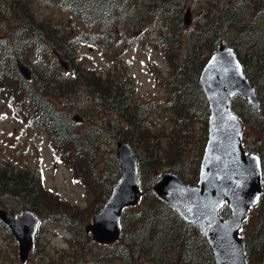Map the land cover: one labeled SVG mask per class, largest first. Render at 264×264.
Listing matches in <instances>:
<instances>
[{
  "label": "rangeland",
  "instance_id": "rangeland-1",
  "mask_svg": "<svg viewBox=\"0 0 264 264\" xmlns=\"http://www.w3.org/2000/svg\"><path fill=\"white\" fill-rule=\"evenodd\" d=\"M176 6L182 9L180 25L173 20L179 11ZM189 9L190 22L186 23ZM25 12L58 28L69 40L64 54L67 64L57 60L60 54L53 57L40 51L34 36L14 53L30 68V80L32 76L34 81L36 76L50 78L53 102L73 119L87 150L84 158L69 154V150L60 152L25 97L12 100L11 92L20 86L13 84L8 92L9 87L0 82V168L13 174L27 171L46 192L40 199L45 205L43 212L36 211L41 222L26 261L21 260L18 239L0 218V264H210L197 232L170 242L168 223L175 219L173 210H163L156 201L160 197L155 192L154 196L152 187L146 188L143 180L140 202L124 210L119 239L102 243L86 230L121 175L117 133L121 126H127L116 109L98 98L109 81L112 91L125 92L131 117L138 122L137 129L128 132L140 138L138 151L145 161L140 162L142 179L155 182L162 172L172 170L195 184L208 126L200 117L178 122L177 116H182L170 104L167 80L175 69L185 70V62L201 68L211 54L212 43L220 41L236 48L249 77H262L264 0H121L92 24L64 0H0L2 42L23 41L17 27ZM77 76L79 81L73 83ZM60 78L64 79L62 84L54 81ZM199 86L203 91L200 82ZM61 91L65 92L60 95ZM234 105L248 121L243 130L248 149L260 153L258 113L243 96H235ZM76 114L83 120L76 121ZM152 152L156 156L151 160ZM262 197L250 208L242 229L251 242L260 241L251 264H264V193ZM0 207L17 212L30 208L24 196L2 190ZM149 207L163 212L160 218L154 217L153 225L145 211ZM225 212L230 214L228 207Z\"/></svg>",
  "mask_w": 264,
  "mask_h": 264
},
{
  "label": "water",
  "instance_id": "water-1",
  "mask_svg": "<svg viewBox=\"0 0 264 264\" xmlns=\"http://www.w3.org/2000/svg\"><path fill=\"white\" fill-rule=\"evenodd\" d=\"M190 9L185 22H190ZM65 64H67L64 61ZM20 72L30 78V68L18 59ZM199 82L209 103L208 140L195 184L186 182L177 172L167 170L156 179L153 189L185 220L196 224L205 234L215 264H250L247 244L241 229L251 206L263 192V164L260 153L248 150L243 140L244 120L232 108V99L241 95L261 109L262 101L244 64L229 43L221 41L200 71ZM74 119L82 121L76 114ZM117 156L121 175L103 207L86 226L95 240L115 242L123 229V211L140 202L142 196L139 158L130 141L119 139ZM227 204L230 214L224 216ZM0 218L19 241V254L26 261L34 247L40 217L33 209L19 213L0 207Z\"/></svg>",
  "mask_w": 264,
  "mask_h": 264
},
{
  "label": "trees",
  "instance_id": "trees-1",
  "mask_svg": "<svg viewBox=\"0 0 264 264\" xmlns=\"http://www.w3.org/2000/svg\"><path fill=\"white\" fill-rule=\"evenodd\" d=\"M121 0H64V3L76 10L80 13L84 19L92 24L93 22L99 20L100 18H104L107 14H109L120 2ZM179 11L174 21H179V25L183 23L181 20V7L176 6ZM21 23L17 27L19 32L21 33V37H23V41H7L2 42L0 40V82L2 84H6L8 88V92L11 91L10 88H13V84L19 85L20 88L16 90V92L12 91V100L20 99L21 97H25V103L32 105V108L35 109L34 113L38 114V119L45 123L46 129L52 134L55 146L58 148L60 152L64 150H69V154H77L79 158H84L86 155L84 151L85 146L87 147V143L76 129L75 123L73 119L69 116L67 112L58 108L53 102V92L50 90V78L47 80H43L36 76V81L33 80V76L31 80L26 78L21 72L17 64L18 54L14 53V49L19 47L22 49V44L30 39H33L34 36L36 39L37 48L40 51H47L53 57H57V54L61 56L57 57L61 59V62L64 64V54L66 48L69 47V40L66 38V35L61 33L58 28L52 27L50 25H46L45 21L38 20L35 14L30 12H25L20 16ZM174 36V34H172ZM218 44V43H217ZM214 50L215 43H212ZM68 54V53H67ZM69 55V54H68ZM208 57L204 58V62L201 65V68H195L193 65L185 62L184 68L179 67L178 70L171 73L170 78L167 80V83L171 89L170 91V104L171 106H176L177 110L181 114L182 118L177 116L178 122H189L193 117H200V119L204 122L206 126H208V117H209V105H207V100L203 91L201 90L198 82V77L200 75V71L205 64ZM175 60H178V57H175ZM80 71V69L78 68ZM78 71V72H79ZM82 76V72L79 73ZM262 77L257 78L256 76L250 77L251 80L256 84L259 96L262 101V108L257 109L251 105V108L255 109V111L259 115V143H260V155L262 157L263 162V178H264V84L261 82L264 81ZM77 78V79H76ZM78 76L73 79V83L78 80ZM63 78L54 79L57 82H63ZM99 80V79H98ZM96 80L94 84H97ZM109 81V80H108ZM13 82V83H11ZM69 82L67 81L66 84ZM62 84V83H61ZM59 87V86H57ZM52 88V87H51ZM112 85L109 81V84L103 86L104 91L100 92V98H98V102L106 103L110 106V108H114L117 110V113L127 120V126H121L118 130L117 137L118 139L129 140L134 147V150L139 158V162L144 164V158L139 155V141L140 138H135V136L128 131L132 129H137L138 122L136 118L131 117L130 106L127 104V99L125 97V92L121 89V91H112ZM46 89V90H45ZM65 91H61L60 95H62ZM114 92V93H113ZM51 94V95H50ZM104 94V95H103ZM54 96V95H53ZM18 98V99H17ZM203 104V109L199 105ZM206 103V105H205ZM234 110L236 109L234 105ZM206 109V110H205ZM204 113V114H200ZM204 115V116H203ZM179 117V118H178ZM245 123L248 121L243 119ZM150 141V140H149ZM153 141V140H151ZM246 144V142H245ZM246 147L248 148L247 144ZM155 154L152 152L150 155V159L155 158ZM140 163V165H141ZM140 170L142 172V165L140 166ZM143 180L144 186L146 188L152 187L151 193L154 195L153 183L151 180ZM153 182V183H152ZM151 183V184H150ZM0 190L4 192H16L25 197L28 201V206L33 209L35 212L44 210L45 205L40 201L44 191L39 180L34 179L30 176L27 171H20L18 174H13L8 171V168H0ZM264 193V191H263ZM262 193V196H263ZM143 196V195H142ZM155 196V195H154ZM261 196L260 203L263 199ZM158 200V201H157ZM157 203L163 210H166V207L170 210H173V216L175 219H172L168 223L169 235L167 238L170 242L176 240L177 238L184 237L189 235L191 232H197L199 234V238L204 242L207 255L210 258V264H215L213 260V252L211 251V247L206 241V237L200 231L197 225L194 223L186 221L182 218L179 213L165 200L156 199ZM228 207L225 205L221 212L224 216H228V213L225 212V208ZM127 210V209H126ZM125 210V211H126ZM230 210V209H229ZM148 212V216H150L152 225L154 224V217L160 218V215H163V212L159 209L153 210L152 207L145 209ZM125 222V220H123ZM176 237V239H174ZM244 238L247 243V255L250 263L253 262L254 251L257 249L260 250V246L256 247V244L260 241L253 243L244 235ZM178 240V239H177ZM253 243V244H252ZM255 244V247L253 246ZM256 248V249H255ZM259 248V249H258ZM264 259V258H263Z\"/></svg>",
  "mask_w": 264,
  "mask_h": 264
},
{
  "label": "bare ground",
  "instance_id": "bare-ground-1",
  "mask_svg": "<svg viewBox=\"0 0 264 264\" xmlns=\"http://www.w3.org/2000/svg\"><path fill=\"white\" fill-rule=\"evenodd\" d=\"M18 19V18H17ZM30 44V43H29ZM207 241V240H206ZM212 251V250H211ZM214 260V259H213Z\"/></svg>",
  "mask_w": 264,
  "mask_h": 264
},
{
  "label": "flooded vegetation",
  "instance_id": "flooded-vegetation-1",
  "mask_svg": "<svg viewBox=\"0 0 264 264\" xmlns=\"http://www.w3.org/2000/svg\"><path fill=\"white\" fill-rule=\"evenodd\" d=\"M19 213V212H18Z\"/></svg>",
  "mask_w": 264,
  "mask_h": 264
}]
</instances>
